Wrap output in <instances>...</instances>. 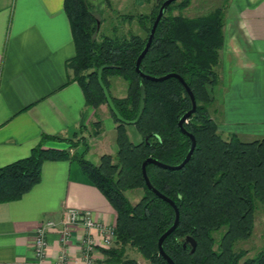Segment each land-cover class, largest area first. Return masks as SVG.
Listing matches in <instances>:
<instances>
[{
  "label": "trees",
  "instance_id": "trees-1",
  "mask_svg": "<svg viewBox=\"0 0 264 264\" xmlns=\"http://www.w3.org/2000/svg\"><path fill=\"white\" fill-rule=\"evenodd\" d=\"M94 1L64 0L76 48L67 67L73 73L72 81L82 88L87 105L98 110L108 106L98 72L110 66L103 72V82L116 109L128 121L137 118L144 88V113L132 125L140 140H131L129 126L119 122L109 106L117 125L116 158L105 154L94 164L86 159L89 144L83 143L84 150L75 153L45 148L48 141L66 140L44 135L30 156L0 167V204L21 200L39 184L44 163L73 161L117 213L116 240L103 251L104 264H138L128 257L129 249L150 264H168L159 254L158 243L174 224L175 211L148 188L142 166L149 158L170 166L185 160L192 142L180 130L179 122L192 109V101L179 79L154 82L136 70L159 10L167 0H156L151 14L122 16L124 25L136 21L144 35L132 31L121 35L114 27V36L101 40L98 35L104 20L94 12ZM190 4L191 0H179L167 8L141 64L146 76H180L197 103L196 112L184 125L197 142L190 161L175 171L153 164L147 167L152 186L172 200L180 212L179 225L165 240L164 250L175 264H264V250L243 263L247 251L236 250L238 242L247 241L253 234L258 205L264 207V138L246 141L237 134L224 137L219 130L210 106L217 100L226 14L223 8L197 18L172 14L174 9L183 11ZM111 78L126 82L125 97L112 94ZM90 126L100 128L102 121ZM137 190L143 195L134 204L127 193ZM188 238L197 243L194 252L187 244Z\"/></svg>",
  "mask_w": 264,
  "mask_h": 264
},
{
  "label": "crops",
  "instance_id": "crops-1",
  "mask_svg": "<svg viewBox=\"0 0 264 264\" xmlns=\"http://www.w3.org/2000/svg\"><path fill=\"white\" fill-rule=\"evenodd\" d=\"M229 21L221 51L225 92L219 130L254 141L264 138V0H232ZM75 55L64 0H0V167L30 156L42 136L67 140L100 117L106 134H116L113 118L88 106L82 88L72 81L67 63ZM105 132L89 142L87 155L92 145L105 142ZM44 146L69 147L66 141ZM72 208L104 224L117 219L78 164L44 163L39 184L21 200L0 204V264H35L36 229L44 221L60 224ZM58 232L48 234L49 264L61 253ZM85 236L78 226L67 247L70 261L80 262ZM96 258L104 264L103 252Z\"/></svg>",
  "mask_w": 264,
  "mask_h": 264
},
{
  "label": "rangeland",
  "instance_id": "rangeland-1",
  "mask_svg": "<svg viewBox=\"0 0 264 264\" xmlns=\"http://www.w3.org/2000/svg\"><path fill=\"white\" fill-rule=\"evenodd\" d=\"M97 0L92 2V8L94 12L104 20V24L102 25L101 31L98 35V40H101L102 37L114 36V27L119 28V32L122 35L128 34L129 31H132L135 34H142L144 35L143 31L141 30L139 24L134 21L131 25L125 24L121 20L122 16H129L133 15L138 17L139 15L144 14H151L154 9V4L156 0H152L150 3H146L145 0ZM232 7V0H191V4L188 8L181 11L179 9H174L172 11L173 15H183L189 18H197L201 16L208 15L212 11L223 8L226 14V25H225V32L227 31V27H232L233 22L230 20V11ZM234 27V25H233ZM235 28V27H234ZM119 34V35H120ZM222 65L219 69V75H223L222 72ZM73 76V73H72ZM223 82L220 80L219 85L216 87V98L217 100L210 106L211 114L215 118L218 123V126H223L224 121L221 118L220 109L221 103H223V93L225 92L223 87L221 86ZM111 91L112 94L118 97H125L127 91V84L121 78H111L110 79ZM101 115L104 117L105 115L110 116L109 108L107 105L101 106ZM101 121V117L98 118L97 121ZM94 121L93 123L97 122ZM100 133L101 136L105 129L103 124L100 128H95L93 126H89L87 130H79L76 134H74L70 139L66 140L69 147L66 148L70 149L72 153L76 151L84 150L83 143L89 144L90 141H95V133ZM128 133L130 138L133 142H139L140 138L137 136V133L134 131L133 126L128 127ZM222 134L224 137L228 136V133H225L224 127ZM107 137V139L105 138ZM105 142L98 143L96 145H92L91 152L89 155L86 156V159L94 164L99 163V159L102 155L109 154L116 158L118 147L116 144V134L110 133L103 136ZM73 150V151H72ZM77 164V163H76ZM143 195L142 190H137L134 192L127 193V196L131 200L132 203H137ZM217 241L219 239L218 236ZM236 250H245L247 251L246 257L241 261L244 262L247 258H254L256 257L261 251L264 250V207L258 205L257 211L255 213V227L252 236L247 241L238 242L236 245ZM128 257L133 258L138 261V264H150L146 259L143 258L139 253L135 250H128Z\"/></svg>",
  "mask_w": 264,
  "mask_h": 264
},
{
  "label": "built area",
  "instance_id": "built-area-1",
  "mask_svg": "<svg viewBox=\"0 0 264 264\" xmlns=\"http://www.w3.org/2000/svg\"><path fill=\"white\" fill-rule=\"evenodd\" d=\"M78 226L86 230V236L81 243V260L72 262L68 256L67 247L72 241L74 231ZM59 230L61 253L55 264H97L96 255L113 246L116 240L115 224H104L96 220L88 211L67 209L60 224L55 221H44L36 229L34 255L35 264H49L48 259V234ZM94 232L96 234H94Z\"/></svg>",
  "mask_w": 264,
  "mask_h": 264
},
{
  "label": "water",
  "instance_id": "water-1",
  "mask_svg": "<svg viewBox=\"0 0 264 264\" xmlns=\"http://www.w3.org/2000/svg\"><path fill=\"white\" fill-rule=\"evenodd\" d=\"M176 1H179V0H167L163 3V5L161 6L160 10H159V14L155 20V23L152 27V30H151V33H150V36L148 38V42L143 50V52L141 53V55L139 56L138 60H137V63H136V70L137 72L141 75V77H143L144 79L146 80H150V81H154V82H162V81H165V80H168L170 78H177L180 80V82L183 84V86L185 87L188 95L190 96L191 98V101H192V109L183 116V118L180 120L179 122V128L180 130L182 131L183 134L187 135L190 139H191V148L185 158V160L180 164V165H177V166H170V165H166V164H163L161 162H158L157 160L153 159V158H149L147 159L144 163H143V166H142V173H143V176H144V179L146 181V184L148 186V188L150 190H152L159 198L163 199L164 201L168 202L171 204V206L173 207L174 211H175V221H174V224L172 225V227L165 233L162 235V237L160 238L159 240V243H158V247H159V254L160 256H162L167 262L168 264H175L174 261L167 255V253L165 252L164 250V242L165 240L177 229L178 225H179V222H180V212L176 206V204L170 200L169 198H167L166 196H164L163 194H161L159 191H157L151 184L150 182V179L147 175V167L149 164H153V165H156L162 169H165V170H170V171H175V170H181L183 169L186 164L190 161L195 149H196V146H197V142H196V139L194 137L193 134L189 133L184 125L185 123H187L188 119L196 112V109H197V103H196V100H195V97H194V94L193 92L191 91V89L188 87V85L184 82V80L176 75V74H168L166 76H163V77H151V76H146L142 73L141 71V64H142V61L144 59V57L146 56V54L148 53L149 49L151 48L152 46V43H153V40H154V37H155V34H156V30H157V27L161 21V19L163 18L164 14H165V11L167 10V8L173 3V2H176ZM110 66H103L99 69V72H98V81H99V84L103 90V93H104V96L106 98V101H107V104L109 106V108L111 109V111L114 113V115L116 116L117 120L119 122H121L122 124H125V125H128V126H132V125H136L141 116L143 115L144 113V109H145V90L144 88L141 89V100H140V109H139V113L137 115V118L135 120H132V121H128L126 119H124L120 113L118 112V110L116 109L115 107V104L113 102V99L110 95V92L108 90V88L106 87V85L104 84L103 82V72L105 69H109ZM187 244H190L191 247H192V252L195 251L196 249V246H197V243L194 239L192 238H188L187 239Z\"/></svg>",
  "mask_w": 264,
  "mask_h": 264
}]
</instances>
